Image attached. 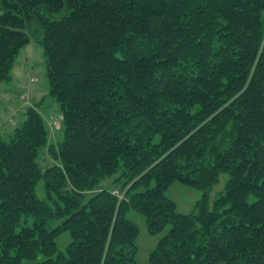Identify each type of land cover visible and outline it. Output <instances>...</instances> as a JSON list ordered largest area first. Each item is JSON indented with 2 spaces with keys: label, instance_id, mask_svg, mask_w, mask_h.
Segmentation results:
<instances>
[{
  "label": "trees",
  "instance_id": "trees-1",
  "mask_svg": "<svg viewBox=\"0 0 264 264\" xmlns=\"http://www.w3.org/2000/svg\"><path fill=\"white\" fill-rule=\"evenodd\" d=\"M30 36L64 132L33 102L0 133V264H139L130 208L169 225L150 264H264V0H0V81Z\"/></svg>",
  "mask_w": 264,
  "mask_h": 264
},
{
  "label": "rangeland",
  "instance_id": "rangeland-1",
  "mask_svg": "<svg viewBox=\"0 0 264 264\" xmlns=\"http://www.w3.org/2000/svg\"><path fill=\"white\" fill-rule=\"evenodd\" d=\"M33 102H37L38 109L48 129V143L58 142L63 137L64 132L61 110L56 99L49 92L43 47L35 37L30 36L29 40L20 46L15 56L10 68V78L0 81V133L21 123L25 115L24 108L28 103ZM53 161L52 156L48 154L46 149H43L38 158L40 168L42 169ZM227 177V172L220 171L217 181L209 191V206H212L213 200L219 192L223 191ZM111 178L112 176L106 177L102 182L107 184ZM34 189L38 197H46L44 180L41 176L36 179ZM121 193L119 192L120 195ZM165 193L175 201L178 211L190 212L195 209L196 201L200 198L202 191L195 186L174 180L167 186ZM127 215L138 226L136 235L137 261L139 264H150L149 252L159 237L167 231L169 225L167 224L161 230L151 233L146 227L145 216L141 212L135 208H130ZM70 239L69 230L60 231L56 236L57 248L64 250ZM41 256L42 254H38L35 259L41 258Z\"/></svg>",
  "mask_w": 264,
  "mask_h": 264
},
{
  "label": "crops",
  "instance_id": "crops-1",
  "mask_svg": "<svg viewBox=\"0 0 264 264\" xmlns=\"http://www.w3.org/2000/svg\"><path fill=\"white\" fill-rule=\"evenodd\" d=\"M16 125H17V124H16ZM16 125H15V126H16ZM15 126H14V127H15ZM11 129H12V128H11ZM11 129H10V130H11Z\"/></svg>",
  "mask_w": 264,
  "mask_h": 264
},
{
  "label": "built area",
  "instance_id": "built-area-1",
  "mask_svg": "<svg viewBox=\"0 0 264 264\" xmlns=\"http://www.w3.org/2000/svg\"><path fill=\"white\" fill-rule=\"evenodd\" d=\"M32 79V78H31Z\"/></svg>",
  "mask_w": 264,
  "mask_h": 264
}]
</instances>
